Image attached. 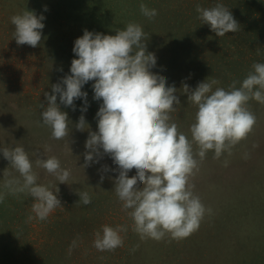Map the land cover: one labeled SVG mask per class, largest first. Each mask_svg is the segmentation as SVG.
Listing matches in <instances>:
<instances>
[{
  "label": "rangeland",
  "instance_id": "obj_1",
  "mask_svg": "<svg viewBox=\"0 0 264 264\" xmlns=\"http://www.w3.org/2000/svg\"><path fill=\"white\" fill-rule=\"evenodd\" d=\"M32 1L35 0H0V85H7V89L0 87V104L13 105L12 113L16 116L42 121L40 105L47 107L44 93L52 94L51 86L70 74L71 62L78 58L73 52L74 42L85 29L115 35L130 22L142 26L147 34V50L157 57L152 71L166 77L168 86L177 88L181 103L171 113L172 121L189 139L197 108L187 102L183 85L186 83L194 90L208 78L220 82L213 90L216 87L228 90L232 81L242 82L246 78L254 63H264V0H61L59 5L60 0H36L35 7L44 17L45 13L52 16L55 12L59 16L63 2L65 19L59 17L61 24L57 28L62 24L63 28L58 32L61 37L56 52L46 43L47 39L35 48L17 45L14 39L15 26L10 17L32 8ZM141 3L158 14L152 19L144 16ZM218 3L232 12L240 24L238 32L218 37L198 19L197 5L211 8ZM43 23L47 26V19ZM173 59L177 61L172 62ZM93 83L90 81L82 89L88 93L86 112H81L83 99L74 102L75 111L60 104L72 122L68 137L41 139L33 147L30 141L36 139L37 130L31 136L28 131L21 132V136L29 139L24 148L38 174L37 183L50 186L54 194L59 188L57 195L62 206L46 220L35 217L32 197L24 193L12 195L3 188V172L10 164L0 151V193L5 194L0 203V264H237L242 257L250 256L256 264L254 255L261 253L259 258H264V105L249 101L256 123L251 136L236 145L231 156L224 153L217 160L210 157L214 156L213 150L206 154L219 166L228 161L227 172L232 178L228 186L219 190L205 183L211 172L196 173L190 178L196 181L194 194L207 195L215 206L206 208L211 212H206L198 230L180 241L169 236L156 241L141 239L132 230L133 221L128 215L131 210H122V202L114 192L113 181L118 172L114 171L117 165L112 158L104 155L98 163L82 167L89 132L78 131L75 125L84 115L90 130L98 131L96 113L102 100L94 99ZM2 133H11L10 139L20 134ZM9 144L12 148L18 146L16 142ZM4 146L0 143V148ZM45 146L51 147L46 156L57 157L61 166L71 171L68 184H59L54 176L35 166L38 155H45ZM105 166L110 170L104 171ZM8 171L11 177L20 178L11 167ZM134 175L135 169L129 172L130 177ZM139 186L142 188L143 184ZM80 191L89 193L90 204L78 202ZM29 216L33 217L30 221ZM104 225L127 227V231L120 232L123 245L114 251L94 247L95 233L100 231L102 235ZM238 236L246 240L240 241ZM236 245L237 249L233 247Z\"/></svg>",
  "mask_w": 264,
  "mask_h": 264
},
{
  "label": "clouds",
  "instance_id": "obj_2",
  "mask_svg": "<svg viewBox=\"0 0 264 264\" xmlns=\"http://www.w3.org/2000/svg\"><path fill=\"white\" fill-rule=\"evenodd\" d=\"M139 7L149 19L158 14L143 3ZM196 11L202 24L209 25L218 37L239 31L240 24L223 4L211 8L197 5ZM10 20L15 26L13 35L17 45L40 46L45 27L43 15L26 10ZM147 40L142 26L132 22L115 35L85 29L74 42L73 52L78 58L72 60L70 74L51 86L52 94L44 93L47 107L40 105L41 118L43 125L51 129L52 139L68 137L71 121L60 104L75 111L74 102L83 99L81 112H86L88 93L82 89L93 81L94 99L102 100L96 113L98 131L90 130L84 115L75 125L78 131L89 132L82 167L98 163L104 155L110 156L117 165L114 171L118 172L113 181L114 192L122 202V210H131L128 215L133 221L132 230L141 239L161 241L169 236L180 241L198 230L206 212H211L194 194V185L190 183V178L199 171L200 161L209 150L214 151L213 158L217 160L224 153L231 156L232 149L253 131L256 117L249 110V101L264 105V63H254L246 78L242 82L232 81L228 90L222 87L213 90L220 82L208 78L194 90L186 83L183 85L187 102L197 108L189 139L172 121L171 113L181 103L177 88L168 86L166 77L152 71L157 57L147 50ZM0 151L9 161V167L20 174V178L11 177L9 167L6 168L3 188L12 195L24 193L32 197L35 217L46 220L62 206L57 195L59 188L54 194L50 186L37 183L33 161L23 147H3ZM50 151L51 147L45 146V155H38L35 166L46 170L59 184H68L71 171L63 168L57 157L46 156ZM227 164L225 160L224 166ZM133 169L136 175L130 177ZM103 170L110 169L105 166ZM78 195L79 203H91L87 191ZM4 198L5 194L0 193V203ZM32 219L28 217L29 221ZM121 231H127V227L104 225L102 235L100 231L95 233L94 247L99 251L121 247ZM71 250L70 247L69 254Z\"/></svg>",
  "mask_w": 264,
  "mask_h": 264
},
{
  "label": "trees",
  "instance_id": "obj_3",
  "mask_svg": "<svg viewBox=\"0 0 264 264\" xmlns=\"http://www.w3.org/2000/svg\"><path fill=\"white\" fill-rule=\"evenodd\" d=\"M61 0L58 1V5L60 4ZM67 2V0H66ZM65 2V3H66ZM32 5L33 7L28 9V7L26 8L29 11H34L37 16L43 14L42 11H40L39 9H36L35 5H36V0L32 1ZM56 6V5H55ZM62 8H60V15L58 16V14H56V12L52 15V16H48L47 13H45V20L47 19L48 25H45L46 30H42V41H46V43H49V45H51V47H53V51L56 52V49L58 48V45L60 43V37H61V33H58L59 31H62L63 28V24L62 27L60 29L57 28L58 25H60L61 23L59 22V17H61L62 19H65L63 17L65 14L64 11V5L62 2ZM23 9V7H22ZM41 12V13H37ZM57 11V10H56ZM72 13V12H71ZM76 15V14H75ZM71 18V15L69 16V19ZM79 18H82L81 15L79 16ZM44 20V21H45ZM177 60H172V62H176ZM5 79V78H4ZM7 85H0V87L5 88ZM7 89V87H6ZM12 108L13 105H9L8 104H0V143L4 144L6 147L7 145L9 147L12 148V145L9 144V142H16L18 144V146L21 147H25V144L28 143L29 139H26V137L21 136V132L23 131H28L30 136L34 134L35 130H37V135H36V139L32 142V145L34 147L35 144H40V140H47L51 137V130L49 131L45 125H43L41 120H33L28 116H16L15 114L12 113ZM23 119V120H22ZM14 132V131H18L20 134L18 137L14 138V139H10V137L12 136L11 133H2V132ZM251 136V133L248 135V137ZM238 145V144H237ZM25 149V148H24ZM211 158H213L214 156H210ZM210 157H205L202 161H200L199 164V171L197 172L199 175H204L207 173L211 172V177H209L207 180H205L204 182L207 184H212L214 185L217 189L221 190L223 188H225L226 186L229 185V183L231 182L232 178H230L229 176V172H227V170L229 169L228 167H224L223 165H217L216 163L210 161ZM199 160V157H196ZM230 170V169H229ZM213 174V175H212ZM192 180V179H191ZM190 183L194 185V188H196L195 184L196 181L194 179V181H191ZM197 190V189H195ZM206 191V190H205ZM201 202L203 203V205L205 206V208H210L213 205H211V202L209 200V198L204 197L202 195L199 196ZM215 206H213L214 208ZM240 237V241H244L246 239L242 238L241 236H238V238ZM237 238V239H238ZM242 243V242H241ZM237 246H233L235 249H237ZM246 250H247V243H246ZM257 259H256V264H264V258H259L260 256H262V254L260 253L259 255H254ZM240 261V262H239ZM237 264H255L252 261L251 256L248 258H241L239 260Z\"/></svg>",
  "mask_w": 264,
  "mask_h": 264
}]
</instances>
